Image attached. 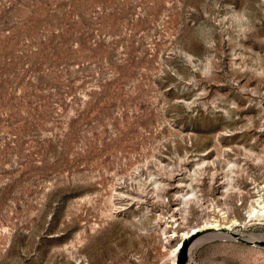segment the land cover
<instances>
[{
	"label": "rangeland",
	"instance_id": "obj_1",
	"mask_svg": "<svg viewBox=\"0 0 264 264\" xmlns=\"http://www.w3.org/2000/svg\"><path fill=\"white\" fill-rule=\"evenodd\" d=\"M210 223L189 264H264V0H0V264H172Z\"/></svg>",
	"mask_w": 264,
	"mask_h": 264
},
{
	"label": "water",
	"instance_id": "obj_2",
	"mask_svg": "<svg viewBox=\"0 0 264 264\" xmlns=\"http://www.w3.org/2000/svg\"><path fill=\"white\" fill-rule=\"evenodd\" d=\"M233 233L237 237H239V233L237 231H233ZM193 237L194 236L188 237L182 241L181 246H180L179 251H178V254H177L175 264H189L190 249H191V246L193 245ZM243 240L249 241V242H257L260 244H264V240H259V239H256L255 241H252L250 239H243Z\"/></svg>",
	"mask_w": 264,
	"mask_h": 264
},
{
	"label": "bare ground",
	"instance_id": "obj_3",
	"mask_svg": "<svg viewBox=\"0 0 264 264\" xmlns=\"http://www.w3.org/2000/svg\"><path fill=\"white\" fill-rule=\"evenodd\" d=\"M211 227L212 228H219V226H216L214 223L206 224V225L203 226V228H196V229H193V230L187 232V234H185V238H187L188 236H190L194 232H198V231H200L202 229H207V228H211ZM215 235H218V234L217 233H214V234H211L209 236L210 237H214ZM181 243L182 242L178 243V245L175 247V253H174L173 263L172 264H175V262H176L177 254H178L179 248L181 246Z\"/></svg>",
	"mask_w": 264,
	"mask_h": 264
}]
</instances>
